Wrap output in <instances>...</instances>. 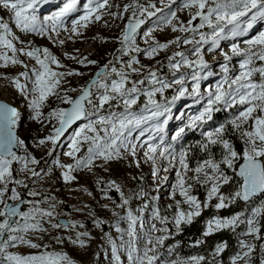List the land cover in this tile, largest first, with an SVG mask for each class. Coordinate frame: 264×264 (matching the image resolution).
<instances>
[{
  "label": "snow or ice",
  "instance_id": "1",
  "mask_svg": "<svg viewBox=\"0 0 264 264\" xmlns=\"http://www.w3.org/2000/svg\"><path fill=\"white\" fill-rule=\"evenodd\" d=\"M176 2L159 0L158 7L157 0H129L122 6L110 0H0V9L8 14V19L0 17V68H23L15 76L0 78L8 80L25 97L29 120L39 124L41 130L49 128L47 134L32 136V147L45 150V155L52 157L65 133L78 121H85L72 130L66 150L62 151L70 162L57 157L45 171L40 166L42 158L29 151L19 134L21 113L0 101V264H77L62 249L49 250L50 244L36 241L49 229L63 230L65 235L50 236V240L87 250L93 238L90 231L84 221L58 220L69 215L57 211L62 201L47 194L36 199L41 193L29 188V183L35 185L50 176L54 167L60 170L59 178L67 185L76 180L74 173L85 171L95 176L94 169L108 172L110 165L120 161H128V166L137 169L141 161L148 164L152 190L159 193L166 187L167 203L160 205L159 195L145 199L148 192L143 187L133 190L131 198L143 200L136 210L141 216H137L121 183L102 176L96 178L102 199L112 205L105 203L101 208L110 211L114 220L101 218L87 204L83 207L88 208L93 226L101 229L108 241L109 264H224L221 254L228 247L227 241L215 243L207 256L179 254L181 242L175 238L205 211L212 214L202 219V231L189 247H199L205 238L228 231L237 241L228 264H252L257 248L261 253L259 264H264V29L250 35L258 21L264 22V0H181L179 11H187L188 15L185 21L174 10ZM113 7L117 11H112ZM46 8L52 9L51 14H44ZM106 15L127 21L116 37L118 47L108 54L111 59L100 65L87 56L63 53L65 59L83 68L97 66V71L78 88L62 85L68 84L67 78L85 76L84 71L68 68L48 47L35 46L13 30L14 25L26 36L45 37L63 46L62 32L72 41ZM152 17H156L157 27L163 25L178 34L162 42L154 35L156 28L149 27L143 31L141 47L138 30ZM104 23L109 26L107 21ZM223 40L230 42L227 50L220 47ZM182 44L190 47L167 54L170 47L179 49ZM216 51L218 59H205L206 53L212 55ZM161 53L165 54L164 62L156 59ZM140 55L155 63L142 64ZM19 57L34 63L30 67ZM234 58L236 67L230 66ZM164 67L168 74L162 75ZM217 76L214 85L202 89L203 81ZM256 76L258 80L254 79ZM21 78L25 83H21ZM167 90H171V96L166 95ZM72 92L77 95H69ZM52 97L67 107H51L45 113L46 101ZM141 97L144 102L139 105ZM185 97L200 105L187 119L183 111L173 113V106ZM220 112L228 116L214 122ZM173 119L181 124L166 132ZM209 122L215 126L205 130ZM197 129L200 139L176 152L173 144L187 131ZM233 136L242 145L239 151ZM138 152L142 153L139 157ZM161 159L167 161L162 167L158 165ZM192 159L194 163L190 164ZM170 170L175 176L171 182L166 174L160 175L161 171ZM130 179L141 185L146 183L142 174ZM199 190L204 192L203 199L197 194ZM84 191L92 195L87 189ZM110 191L118 194L119 203L109 195ZM238 202L243 203L241 210L220 214ZM22 205L27 206L26 210H21ZM149 207L145 230L142 214ZM121 221L127 224L126 228L120 226ZM106 224L118 234L116 239L103 231ZM19 246L40 251L23 255L11 250Z\"/></svg>",
  "mask_w": 264,
  "mask_h": 264
},
{
  "label": "rangeland",
  "instance_id": "2",
  "mask_svg": "<svg viewBox=\"0 0 264 264\" xmlns=\"http://www.w3.org/2000/svg\"><path fill=\"white\" fill-rule=\"evenodd\" d=\"M111 2L122 6L123 4L128 3L129 0H111ZM180 2L181 0H177L176 5H174V10H177V15L179 19L181 21H185L188 18L187 11H181V12L179 11ZM157 6L160 7L159 0H157ZM111 10L117 11L115 7H113ZM2 12H3L2 18L8 19V14L6 13V11L0 9V13ZM157 16H159V13L157 14ZM104 21H107V24L109 26H105ZM126 22H127L126 18L124 20L113 19L112 17H109L106 15L104 16L101 22H95L89 25L88 28L84 29V33L82 34L81 37L78 38V40H76L77 38H74V40L69 41L66 39L67 34L65 35L64 33H61L60 39H65V44L63 46H60L59 44L51 43L45 37H38L35 35L26 36L25 34H22L18 30H16L14 28V25H13V30L16 33V35L20 36L21 39H24V40L30 39L33 45L35 46L48 47L58 57V59H60V61L63 64H65L68 68L79 69L80 71H84L86 73L85 76L83 77L73 76V77L67 78L68 84L62 85V87L71 86V87L78 88L80 85H83L89 79V76L91 74H94L97 71V66L93 65V66H90L89 68H83L80 65L74 64L73 61L69 59H65L63 53L64 52H67L70 54L79 53L81 50H83L84 46L87 43H91L94 45L95 50L91 51L87 55V57L89 59L97 60L98 64L102 65L103 63H105L107 59H111V56L108 54L112 53L114 49L118 47V44L116 43V37L119 35L121 29L124 26V23ZM149 27L156 28L154 35L156 36L158 40L162 42L168 39H172L174 38L175 35L178 34V33H173L171 29L166 26L160 25L159 27H157L156 17H152L149 20L145 21L144 26L142 27V29L140 30L137 36V42L138 44H140L141 47H144L143 39H142L143 31H146L147 28ZM254 27L256 28H254L253 30H250V35H254L256 31L261 30L264 27V22L258 21L254 25ZM161 28H163V31H161ZM92 30H100V32L103 34L102 35L88 34V32ZM104 36H105V39L104 41H102ZM229 43L230 42L228 40H224V44H222L220 47L223 48L224 50H227ZM17 47H20V45L17 44ZM188 47L190 46H185L183 44L180 46L179 49H174L170 47L167 54L170 55L171 51L173 50L186 51ZM75 49H78L79 52H75L74 51ZM164 57H165V54L161 53L159 56L156 57V59H159L162 62H164ZM138 58L140 59L141 63L144 65H152L155 63L154 60L152 61L147 60L143 55H140ZM216 58L217 59L219 58L218 51L214 52V54L212 55H209L207 53L205 54V59L210 62L216 60ZM22 60H25V62L30 67L33 64L32 63L33 61L26 59L24 57H22ZM230 66L232 67L237 66V60L235 58L231 62ZM22 70H23L22 66L21 67L9 66L7 68H0V75H6V76L11 77V76L17 75ZM216 70L218 71V67H216ZM182 71H184V69H182ZM161 74L162 75L168 74V70L166 67L162 69ZM133 78H135V75H133ZM169 78H170V74H169ZM218 79H219V76L210 78L208 81H203L202 89L203 87H206L209 84L214 85L215 81ZM254 79L258 80L259 77L256 76L254 77ZM21 83H25L23 78H21ZM28 85H29V88H31V84L29 83ZM9 88L12 93V97H11L12 103L11 104L14 105L17 108V110L22 109L24 113V117L23 119H21V123L19 127V134L21 138L25 139L26 144H28L29 151L32 152V154L35 155L38 159L42 158L40 166L43 167L45 171H47L48 166L52 165V160L57 157L62 162H70L68 158L63 157L62 151L66 150V145L68 143L67 138L70 135V133H72V130L69 133H67L63 138H61V140L58 142V147L55 149L52 157L46 156L45 150L33 148L32 147V136L47 134V132L49 131V128L46 126L43 130H41L39 124L35 122H31L28 118L27 100L10 83H9ZM69 95L75 97L77 93L72 92V93H69ZM166 95L171 96L172 95L171 90H167ZM46 102L47 104L43 109L45 113H47V111H49L51 107H56V106L67 107V105L60 104L59 101L54 97L49 98V100ZM143 102H144L143 97H141L140 100L138 101V104L142 105ZM186 105H189L191 107L186 109V111L184 112L185 119H187L189 115L195 114L200 107V105L194 104L190 98L185 97L181 101H178L175 106H173V113L178 114V110H181V109L184 111ZM134 109L137 111L139 110L136 106H134ZM229 111H233V110H229ZM227 116H228V113L220 112L219 114H216L214 116V122L223 121ZM214 122H209V125L205 127V130H207V127L209 126H215ZM180 124L181 122L176 121L175 119L171 120L169 122V125L166 126V132L174 130L175 127ZM142 139H146V137H143ZM166 139L168 140V143H171L170 138H166ZM199 139H200V129H197L195 131H187L184 137L180 141H177L173 144V147L176 152H179L182 146L194 144ZM141 155L142 153L138 152V157ZM166 163L167 161L163 159L158 160V165H160L161 167L164 166ZM193 163H194V159L190 160V164H193ZM128 165H129L128 161H120L119 163H113L112 165H110L108 172H103L100 169H94V172L96 174L95 176L85 171L77 172V173H74V175L76 176V180L67 185L62 181V179L59 178L60 170L53 167L50 176L45 177L42 181L37 182L35 185L29 183V188H35L37 191L41 193V196L36 197V199H42L43 195L47 194L49 196L56 197V199L59 201H62V203L57 207V211L60 213H68L69 215L67 216L62 215L57 218L58 220L70 218V219L84 221L86 229L90 231L91 236L93 237L91 241H89L87 250H79L76 247L68 244L67 242H65L63 245H57L55 241L50 240V236H55L58 234L65 235L66 233H64L63 230L49 229V232L42 234V238L37 240L36 242L40 243L41 245L50 244L51 248L49 250L62 249L63 251L67 252L72 258H74L77 261V264H109L110 248L108 245V241L102 236L101 229H96L93 226L91 222V217L88 216V208L83 207L84 204L86 203L101 218L106 219L110 222L114 220L110 211L101 208V205L105 203H108L110 207L112 205L110 201H106L102 199V194L95 184L96 178L102 176L104 179H115L117 180V182L121 183L123 186V191L125 195L130 197V207L133 210L134 214H136L137 216H141V214L137 212L136 210L143 205V200L131 198L133 190H137L140 187H143V189L146 192H148V197H146L145 199L151 196L159 195L161 198L159 201V204L163 205L167 203V200L165 198L166 187H162L159 193L152 190V180L150 177V166L148 164H145L143 163V161H141V167L139 169L135 168L134 166L130 167ZM141 174L144 175V177L146 178V183H143L142 185L138 180L130 179V177L132 176L138 177ZM165 174L168 176L169 182L174 180L175 178L174 170H170L168 173H164L163 171L160 172V175H165ZM84 189H87L88 191H90L92 195L91 196L87 195ZM197 194L200 197L201 194L204 195V192L203 190H199ZM109 195L112 196V198L117 203H119L118 194H116L114 191H110ZM42 206L46 207V205H42ZM26 208L27 206L23 205L22 210H26ZM76 208H80L82 210L76 211L75 210ZM150 211H151V208L149 207L145 209L144 213L142 214V219L145 222V230L147 229V226H148V216H149ZM121 214L123 213L121 212ZM120 226L122 228H126L127 224L121 221ZM45 227H48V225L45 224ZM242 228L243 226L238 228L237 232L241 231ZM103 231L110 232V235L114 239L118 237V234L114 231V229L110 231L109 225L107 224L103 226ZM137 231L139 232V222L137 223ZM124 239L125 240L128 239L126 235ZM117 242L119 241L117 240ZM236 243L237 241L235 238V245ZM256 243L258 244L259 242H256ZM11 250L18 251L20 254H23V255L33 254V253H37L38 251H40L38 249H30L25 246H19L17 249H11ZM260 257H261V253L259 252V249L257 248L255 253L253 254L252 264H255L257 261L259 263ZM122 259H126V258L122 257Z\"/></svg>",
  "mask_w": 264,
  "mask_h": 264
},
{
  "label": "trees",
  "instance_id": "3",
  "mask_svg": "<svg viewBox=\"0 0 264 264\" xmlns=\"http://www.w3.org/2000/svg\"><path fill=\"white\" fill-rule=\"evenodd\" d=\"M233 140L237 150L239 151L242 148V145L240 144L239 140L236 137H231ZM204 195H200V197L203 199ZM243 208V203L238 202L237 204H234L231 206L228 210H221V215H229L231 212L239 211ZM212 213L211 211H205L202 214L201 218H198L196 222H194L193 225L185 227L182 234L177 236L175 239L179 240L180 247L178 249L179 254L181 256H188L193 254H202L206 255L211 251L212 247L215 245V243L219 241H227L228 247L224 253H222V259L224 261V264H228V256L233 254L236 251V245H235V237L231 232L228 231H222L215 233L207 238H205V243L199 247L193 248L189 247L191 240L195 239L200 235V232L202 231V219L207 218ZM262 232H264V228H262ZM167 243H174V241H168ZM255 264H259L258 261Z\"/></svg>",
  "mask_w": 264,
  "mask_h": 264
},
{
  "label": "bare ground",
  "instance_id": "4",
  "mask_svg": "<svg viewBox=\"0 0 264 264\" xmlns=\"http://www.w3.org/2000/svg\"><path fill=\"white\" fill-rule=\"evenodd\" d=\"M54 2H55V0H54ZM85 2H87V1H85ZM110 3H112L111 2V0H110ZM51 11H52V9H48V8H46V9H44V14H51ZM181 12V11H180ZM179 13V12H178ZM3 15V12L2 13H0V16L1 17H3L2 16ZM262 29H264V27L262 28ZM261 29V30H262ZM63 33V32H62ZM83 33H84V30H83ZM65 35H66V33H64ZM88 34H92V35H97V34H100V35H102L103 33H101L100 32V30H92V31H90V32H88ZM47 39V38H46ZM104 39H105V36H104V38L102 39V41H104ZM49 40V39H48ZM76 40H78V38L76 39ZM80 40V39H79ZM51 43H53V41H51V40H49ZM95 49H94V45L93 44H91V43H87L85 46H84V48H83V50H81L79 53H76V54H74V53H71V54H73V55H78V56H87L91 51H94ZM20 59H22V57H19ZM217 59V58H216ZM32 63H34V62H32ZM75 64V63H74ZM9 66H12V65H9ZM15 67V66H14ZM19 67H21V66H19ZM9 81L8 80H5V79H2V78H0V98L1 99H3V100H5V101H7V102H9V103H12V100H11V97H12V93H11V91H10V88H9V83H8ZM29 84V83H28ZM214 84V83H213ZM28 87H29V85H27ZM208 86V85H207ZM46 104H47V102H46ZM188 107H185V109H184V111L181 109L180 111H183V113L186 111V109H188V108H190L191 106H189V105H187ZM18 112H20L21 113V119H23V117H24V113H23V111H22V109H18ZM219 114V113H218ZM83 122V121H82ZM81 122V123H82ZM20 123H21V121H20ZM19 127H20V124H19ZM72 133H70V135H71ZM69 135V136H70ZM68 136V137H69ZM67 140H68V138H67ZM86 204V203H85ZM84 204V205H85Z\"/></svg>",
  "mask_w": 264,
  "mask_h": 264
},
{
  "label": "water",
  "instance_id": "5",
  "mask_svg": "<svg viewBox=\"0 0 264 264\" xmlns=\"http://www.w3.org/2000/svg\"><path fill=\"white\" fill-rule=\"evenodd\" d=\"M143 26H144V25L141 26V29H142ZM141 29H140V30H141ZM140 30H138V33L140 32ZM0 101H3V102H6V103H9V102H7V101L1 99V98H0ZM9 104H10L11 106L15 107V106L12 105L11 103H9ZM81 122H82V121H78L76 124H74V125H73V126H72V127H71V128L65 133V135H66L67 133H69L71 130H73V128H75L76 126H78ZM65 135H64V136H65ZM64 136H63V137H64ZM63 137H62V138H63ZM22 207H23V205H22ZM22 207H21V210H22Z\"/></svg>",
  "mask_w": 264,
  "mask_h": 264
}]
</instances>
